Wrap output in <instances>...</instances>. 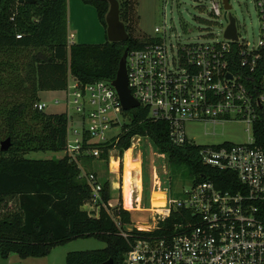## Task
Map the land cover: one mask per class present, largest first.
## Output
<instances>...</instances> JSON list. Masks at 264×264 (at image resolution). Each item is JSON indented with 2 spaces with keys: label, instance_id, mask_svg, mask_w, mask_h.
I'll return each instance as SVG.
<instances>
[{
  "label": "built area",
  "instance_id": "built-area-1",
  "mask_svg": "<svg viewBox=\"0 0 264 264\" xmlns=\"http://www.w3.org/2000/svg\"><path fill=\"white\" fill-rule=\"evenodd\" d=\"M210 2L211 13L223 18L222 37L174 50L165 29L155 27V37L127 52L128 88L149 118L167 124L174 144L189 140L186 123L217 118L244 122L249 139L201 149L202 161L220 173L190 182L188 188L168 193L163 206L152 207L148 212L155 224L146 230L172 214L176 221L160 235L136 239L125 254L126 264H264V0H255L260 37L252 44L237 28L236 40L225 37L230 0L227 11L223 0ZM59 91L52 100L63 104L67 116L64 151L71 158H101L103 148L120 133L108 135L123 113L115 88L107 80L82 84L69 74ZM86 96L93 106L87 111ZM34 106L46 112L48 103L39 100ZM113 148L107 149L108 156L117 153ZM86 181L91 187L89 203L99 204L103 183L95 173ZM102 204L109 212L119 202L109 199Z\"/></svg>",
  "mask_w": 264,
  "mask_h": 264
},
{
  "label": "trees",
  "instance_id": "trees-1",
  "mask_svg": "<svg viewBox=\"0 0 264 264\" xmlns=\"http://www.w3.org/2000/svg\"><path fill=\"white\" fill-rule=\"evenodd\" d=\"M81 1L95 9L105 28L108 2ZM117 1L119 18L124 22L128 0ZM148 40L137 41L129 36L120 42L106 39L96 44L69 43L67 0H0V137L11 140L7 150H0L2 258L11 253L23 258L43 257L54 246L94 237L105 242V247L69 251L65 264H102L109 258L113 264H126L125 254L136 239L160 235L176 221L172 214L151 231L127 230L131 212L121 206V199L109 212L102 204L111 199L107 181L100 192L101 202L93 206L89 203L91 187L80 179L77 164L68 156H27L32 151H63L66 146L67 116L37 110L34 104L39 101L40 91L64 89L69 74L82 84L111 82L124 51L139 49ZM35 48L47 50L48 56L33 54ZM126 112L129 122L121 127L117 140L112 139L113 144L103 148L102 159H107L109 147L123 153L133 137L146 135L171 167L186 169L191 183L218 176L220 172L201 159L205 145L190 140L174 144L168 137L167 124L149 118L144 106ZM217 186L225 188L219 183Z\"/></svg>",
  "mask_w": 264,
  "mask_h": 264
},
{
  "label": "rangeland",
  "instance_id": "rangeland-1",
  "mask_svg": "<svg viewBox=\"0 0 264 264\" xmlns=\"http://www.w3.org/2000/svg\"><path fill=\"white\" fill-rule=\"evenodd\" d=\"M230 4L232 5L230 13L236 19L239 35L251 44L257 43L260 37V19L255 0H230ZM210 7V0H128L127 15L123 23L128 35L137 41L155 37L158 34L154 31L155 27L164 28L167 42L171 43L175 50L190 42L207 43L222 37L223 18L214 16ZM92 12V14L87 13V20L82 27V30L86 33L89 31L91 35L89 38L87 34L85 35L87 38L76 36L77 41L92 39L96 41L93 43H103L106 40L105 28L99 22L95 9H92ZM84 17L86 18L85 15ZM69 31L73 35L76 29L73 28ZM31 52L44 58L49 54L43 48H35ZM56 95L61 94L55 91L39 92L40 99L49 104L46 109L48 113L60 110V106L51 105L52 99ZM84 103L85 111L93 107L89 104L87 96ZM118 118L119 124L112 128L108 135L119 133L121 127L129 122L127 112L119 114ZM185 131L187 138L198 145H220L224 142L243 143L249 139L247 125L238 120L217 118L215 122L211 120L188 122L185 125ZM5 138L6 136H1L0 142ZM129 149L132 151L134 174L136 176L139 174L141 183L140 197L137 199L136 191L138 189L135 187L131 207L125 206L123 196V163L126 150L120 153L116 148H113V150H117V153L109 154L107 159L88 156L71 158L64 150L59 152L32 151L27 156L36 159L68 156L72 162L77 164L81 180L86 181L89 173H95L97 180L102 183L107 181L111 199L115 202L121 199V206L131 212V224L125 226V229L146 230L155 224L150 220L148 211L152 207L163 206V199L167 197L168 193L172 194L182 188H188L190 180L185 168L171 167L168 164L165 155L156 150L148 136L133 137ZM114 160V164L117 163V168L112 167L111 162ZM158 191H161L163 195H159L161 193ZM103 247H105V242L94 237L77 238L54 246L50 253L43 257L23 258L16 253H11L6 258L0 256V264H65V255L69 251Z\"/></svg>",
  "mask_w": 264,
  "mask_h": 264
},
{
  "label": "water",
  "instance_id": "water-1",
  "mask_svg": "<svg viewBox=\"0 0 264 264\" xmlns=\"http://www.w3.org/2000/svg\"><path fill=\"white\" fill-rule=\"evenodd\" d=\"M108 2V11L105 15V31L106 39L109 42H120L128 39L129 35L126 31L124 23L119 18V3L117 0H105ZM19 3L22 2H35V0H18ZM223 5L225 11L230 9V4L228 0H223ZM227 20L229 21L224 35L226 38L236 40V25L234 17L231 14H228ZM127 50L124 51L122 58L119 62V67L116 73L115 78L111 81L112 86L115 88L117 95L120 100L121 108L123 111H132L133 109L139 106V102L135 100L128 88L125 59L127 56ZM11 145L10 137H6L0 142V150L4 151L9 148ZM102 264H113L111 258L103 262Z\"/></svg>",
  "mask_w": 264,
  "mask_h": 264
},
{
  "label": "crops",
  "instance_id": "crops-1",
  "mask_svg": "<svg viewBox=\"0 0 264 264\" xmlns=\"http://www.w3.org/2000/svg\"><path fill=\"white\" fill-rule=\"evenodd\" d=\"M92 9H94L92 6L84 4L81 0H67V33H68L69 42L96 44V43H93L96 41H93L92 39H83L82 41H77V38H76V36H82V38H87V36H88V38H89V36L91 35L89 33V31H87V33H86V31L82 30L83 29L82 27L85 25V21L87 20V13L88 14L93 13ZM84 15L86 16V18L84 17ZM73 28L76 29V32L73 33V35H72L69 30L70 29L72 30ZM86 34H87V36L85 37ZM40 92H44V91H40ZM55 92L60 93L59 90H56ZM38 96H39V93H38ZM39 100H41L40 97H39ZM51 105L60 106V110H58V112H51L50 111V113H62L63 104H61V103L54 104L53 100H52ZM48 107H49V104H48ZM111 200H113V199H111ZM113 201H115V200H113Z\"/></svg>",
  "mask_w": 264,
  "mask_h": 264
},
{
  "label": "bare ground",
  "instance_id": "bare-ground-1",
  "mask_svg": "<svg viewBox=\"0 0 264 264\" xmlns=\"http://www.w3.org/2000/svg\"><path fill=\"white\" fill-rule=\"evenodd\" d=\"M131 149L125 152L124 154V173H123V196H124V204L127 207H131L133 203V193L135 187L138 189L136 191L137 193V199L140 197V189H141V183H140V176L139 174L136 176L134 174L133 169V162L131 157ZM115 160L111 162L113 168H117V163L114 164ZM161 193V191H158ZM159 195H162L159 194ZM163 203V202H162ZM136 204V203H135ZM136 208V207H135Z\"/></svg>",
  "mask_w": 264,
  "mask_h": 264
}]
</instances>
